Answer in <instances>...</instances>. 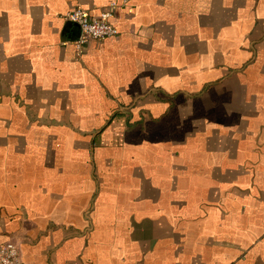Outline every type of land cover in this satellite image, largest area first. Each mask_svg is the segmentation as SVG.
<instances>
[{"label": "crops", "instance_id": "1", "mask_svg": "<svg viewBox=\"0 0 264 264\" xmlns=\"http://www.w3.org/2000/svg\"><path fill=\"white\" fill-rule=\"evenodd\" d=\"M116 3L115 37L68 14ZM24 264H264V0H0V243Z\"/></svg>", "mask_w": 264, "mask_h": 264}, {"label": "built area", "instance_id": "2", "mask_svg": "<svg viewBox=\"0 0 264 264\" xmlns=\"http://www.w3.org/2000/svg\"><path fill=\"white\" fill-rule=\"evenodd\" d=\"M117 9V4L112 3L109 8L97 14L82 7H77L71 11L67 18L76 23L81 30L80 38L75 44L76 48L82 49L88 38L102 40L117 36L119 29L112 21ZM0 264H24L21 246L15 239L0 243Z\"/></svg>", "mask_w": 264, "mask_h": 264}]
</instances>
